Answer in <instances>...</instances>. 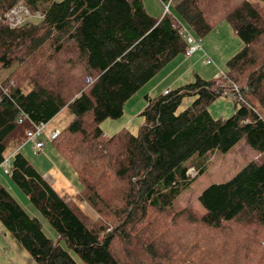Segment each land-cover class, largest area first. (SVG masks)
Returning <instances> with one entry per match:
<instances>
[{"label":"trees","instance_id":"trees-1","mask_svg":"<svg viewBox=\"0 0 264 264\" xmlns=\"http://www.w3.org/2000/svg\"><path fill=\"white\" fill-rule=\"evenodd\" d=\"M19 2L39 16L11 27L5 15ZM173 5L155 17L144 0H0V70H9L0 79V166L20 120L29 131L69 108L74 119L52 141L99 213L91 221L21 149L10 154V179L81 259L48 237L41 220L0 180V219L36 264H209L203 262L213 255L198 239L203 228L230 221L264 226V156L205 187L203 211L180 203L206 172L212 152L228 153L242 139L264 152V4ZM179 20L197 37L228 20L242 46L219 76L196 75L167 93L147 95L138 133L106 135L102 122L120 118L140 88L185 55ZM224 93L239 105L231 116L215 118L208 106ZM186 96L196 99L179 112ZM184 233L191 237L187 244L180 243ZM253 240L235 249L246 251V264H264V236L256 233Z\"/></svg>","mask_w":264,"mask_h":264},{"label":"rangeland","instance_id":"rangeland-1","mask_svg":"<svg viewBox=\"0 0 264 264\" xmlns=\"http://www.w3.org/2000/svg\"><path fill=\"white\" fill-rule=\"evenodd\" d=\"M170 1L172 5L175 2V0ZM144 3L147 11L155 17H159L169 11L166 8V5H168L169 2L164 3L160 0H144ZM262 3L264 4V0H262ZM172 5L170 6V9L173 10ZM19 13L21 14L22 12L19 11ZM31 19H38L37 14ZM182 22L183 26L189 28L184 20ZM179 23L182 24L181 20H179ZM199 39L205 48L203 47V51L199 50L192 56H187V67L190 68L189 74L180 84H175L176 81L171 82L172 85H175L174 87H177L182 83H187L192 80L194 81L196 75H200L205 79L219 76L226 70L229 59L242 46V40L228 20L220 21L209 33L200 36ZM209 59L210 61H208ZM8 73L9 70L7 69L0 70V79ZM157 78L147 83L149 85L145 84L129 99L128 102H126L124 114L120 118H108L102 122L101 126L106 135L111 136L122 129H128L134 133H138L144 122V117L141 113L147 104L146 96H155L159 94L157 88H152V86H155V82L158 80ZM195 99L196 97L194 96H186L178 111L180 112L184 110L192 104ZM237 105L239 104L236 102L233 95L224 93L211 101L208 109L211 115L215 118H227L234 113ZM73 119L74 114L69 108H65L49 122V130L63 129L69 125ZM43 139L46 145L40 151L33 150L31 145L27 144H23L21 148L18 149H21L46 177L51 178L52 181H54L55 188L60 194L71 203L79 206L88 218L91 221H94L97 219L99 213L96 212L94 208L88 204V201L82 197V187L77 181L75 170L63 160L48 134H43ZM25 141H27L26 123H21L16 132L11 135V141H9L8 149L6 151L7 158H9L12 151H14V147L19 146L17 144ZM263 156L264 152L252 148L246 139H242L228 153H223L221 151L212 152L209 154L206 172L198 175L192 186L181 195V205L192 206L200 212L203 211L204 208L199 201V195L205 187L213 182L228 180L249 161L260 160ZM8 168L9 165L6 163H3L0 166V179L2 183L10 190L13 196L30 215L37 216L41 220L46 235L54 241H60L73 257L80 262L81 259L78 253L73 248L69 247L64 240H60V235L57 230L31 202L29 196L10 179L9 174L5 172ZM57 173H60L63 179H58ZM196 174V170H192V175L195 176ZM256 233L264 236V226L257 224L247 226L238 222L230 221L223 222L218 227L203 228L202 234L198 239L202 243L201 247H208V251L206 252H210L213 255V258L210 261L203 263L246 264L247 260L244 256L246 251L242 250L238 252L235 248L241 247L242 244L254 243L253 236ZM190 241L191 237L187 234L180 238L181 244H187ZM247 252L254 256L252 251L250 252L247 250ZM198 259L202 258L198 257ZM0 264H36L35 259L4 226L1 219Z\"/></svg>","mask_w":264,"mask_h":264},{"label":"built area","instance_id":"built-area-1","mask_svg":"<svg viewBox=\"0 0 264 264\" xmlns=\"http://www.w3.org/2000/svg\"><path fill=\"white\" fill-rule=\"evenodd\" d=\"M170 4H171V1H169V4L166 5L167 10L169 9ZM14 8L18 10H24L26 11V14L22 16L6 14L5 17L8 20L11 27H17L21 23H24L27 20L35 16V14L31 12V10L23 2H19L18 4H16ZM37 16H39V14H37ZM0 21H1V16H0ZM180 25H181V34L186 38L187 43H188L185 54L187 56H192L197 51L202 50L203 49L202 42L199 39V37L195 36L191 32V30L187 28L186 26H183L182 24ZM208 61H210V59ZM168 91L169 90H167L166 93ZM19 123H22V120H20ZM43 134H48L49 138L53 140L58 137L59 129H55L52 131L49 130V122H40V123L34 124L33 127L29 131H27V142L32 143L36 150H42L46 145L43 139ZM4 163L9 165V168L5 170L6 173H9L10 172V159L7 158L4 161ZM192 170L194 171V168H191L189 170V173L192 174Z\"/></svg>","mask_w":264,"mask_h":264},{"label":"crops","instance_id":"crops-1","mask_svg":"<svg viewBox=\"0 0 264 264\" xmlns=\"http://www.w3.org/2000/svg\"><path fill=\"white\" fill-rule=\"evenodd\" d=\"M204 47V46H203ZM205 48V47H204ZM203 51V50H202ZM205 52V51H204ZM187 56L186 55H178L173 60H171L161 71H159L152 80H155L157 77L158 80L155 82V86H152V88H157L159 90V94L166 93L167 90L172 89L175 85H172L171 82L176 81L175 84H180L184 78L189 74L190 68L187 66ZM206 74V73H205ZM218 75V74H217ZM151 80V81H152ZM149 83V82H148ZM149 85V84H147ZM150 87V86H147ZM157 94V95H159ZM156 96V95H155ZM129 101V100H128ZM127 101V102H128ZM119 128V127H118ZM24 145H31L32 149L35 150L34 145L30 142H24ZM18 145V144H17ZM16 145V146H17ZM24 147V146H23ZM22 147V148H23ZM19 147H14V151H16ZM12 151V153L14 152ZM11 153V154H12ZM24 153V152H23ZM25 154V153H24ZM26 155V154H25ZM27 156V155H26ZM61 156V155H60ZM28 157V156H27ZM62 157V156H61ZM29 158V157H28ZM63 158V157H62ZM30 159V158H29ZM63 160L69 165L71 168L72 166L63 158ZM37 167V166H36ZM73 169V168H72ZM39 170V169H38ZM40 171V170H39ZM41 172V171H40ZM42 173V172H41ZM77 174V173H76ZM45 176V175H44ZM58 179H63L62 175L60 173H57ZM77 177V176H76ZM45 178L48 180V182L54 187L56 191H58L55 188L54 181H52L51 178H48L45 176ZM57 179V178H56ZM1 180V179H0ZM78 181V179H77ZM62 195V194H61ZM63 196V195H62ZM89 204V203H88ZM90 205V204H89ZM91 206V205H90Z\"/></svg>","mask_w":264,"mask_h":264},{"label":"bare ground","instance_id":"bare-ground-1","mask_svg":"<svg viewBox=\"0 0 264 264\" xmlns=\"http://www.w3.org/2000/svg\"><path fill=\"white\" fill-rule=\"evenodd\" d=\"M19 11H21L22 13L20 14ZM7 14H11V15H19V16H22L24 14H26V11L24 10H18V9H15L14 7L7 13ZM22 24V23H21ZM20 24V25H21ZM11 26V25H10Z\"/></svg>","mask_w":264,"mask_h":264}]
</instances>
